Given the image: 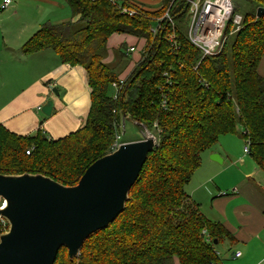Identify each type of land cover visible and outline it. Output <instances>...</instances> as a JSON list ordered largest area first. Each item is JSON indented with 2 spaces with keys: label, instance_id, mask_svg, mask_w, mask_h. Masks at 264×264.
Instances as JSON below:
<instances>
[{
  "label": "trees",
  "instance_id": "obj_1",
  "mask_svg": "<svg viewBox=\"0 0 264 264\" xmlns=\"http://www.w3.org/2000/svg\"><path fill=\"white\" fill-rule=\"evenodd\" d=\"M66 2L76 19L43 23L22 51L50 48L62 61L83 66L91 97L87 116L78 129L56 139L18 135L0 123V173L42 174L73 185L111 151L126 119L149 130L155 143L121 214L90 235L77 256L69 258L61 247L53 264H172L174 257L181 264L218 262L214 241L232 236L202 214L185 185L202 153L226 133L242 137L264 169V77L257 71L264 55V13L257 16V9L264 0H233L242 24L211 56H202L187 38L186 0H160L155 8L132 0ZM166 9L173 23L155 21ZM112 33L145 41L122 83L118 76L127 64L117 69L102 61ZM113 82L119 87L111 96Z\"/></svg>",
  "mask_w": 264,
  "mask_h": 264
},
{
  "label": "crops",
  "instance_id": "obj_2",
  "mask_svg": "<svg viewBox=\"0 0 264 264\" xmlns=\"http://www.w3.org/2000/svg\"><path fill=\"white\" fill-rule=\"evenodd\" d=\"M31 1L47 4L48 11L28 9L23 14L25 22L16 31L15 28L10 31L7 18L18 15L23 9L21 5ZM132 1L148 5L158 2L152 8L159 7L160 3V0ZM63 2L66 0H12L9 7L0 10V123L12 133L31 137L41 133L56 139L78 129L87 116L91 97L85 68L62 61L50 48L22 51L23 44L43 23L76 19L72 15L71 19L49 20L52 19L50 13L63 8ZM66 5L71 11L67 2ZM134 42L136 49L129 53L132 60L128 59L122 72H129L133 61H139L143 51L138 49L144 47L145 41L124 33H112L107 39L106 49L109 50ZM123 51L119 53L127 57ZM111 59L105 53L102 61L110 63ZM257 71L264 77V55ZM124 74L118 77L125 78ZM49 99L53 102L52 111L45 115L41 107ZM244 147L245 140L238 134L220 135L217 142L202 153L200 164L185 185L202 214L212 222H220L232 236V239L222 236L216 242L221 257L212 264H249V253L253 258L258 257L250 264H262L264 260V169L257 165L249 151L244 152ZM212 154H217L221 161L212 160ZM236 252L240 255L235 256ZM228 256L235 262L223 261ZM172 264L181 262L174 257Z\"/></svg>",
  "mask_w": 264,
  "mask_h": 264
},
{
  "label": "water",
  "instance_id": "obj_3",
  "mask_svg": "<svg viewBox=\"0 0 264 264\" xmlns=\"http://www.w3.org/2000/svg\"><path fill=\"white\" fill-rule=\"evenodd\" d=\"M263 13L259 7L257 16ZM52 106L49 99L41 110L50 115ZM154 143L152 134L120 143L94 160L73 185L42 174L0 173V217L7 223L0 233V264H53L61 247L69 258L77 256L90 235L121 214ZM210 158L221 161L217 154Z\"/></svg>",
  "mask_w": 264,
  "mask_h": 264
},
{
  "label": "built area",
  "instance_id": "obj_4",
  "mask_svg": "<svg viewBox=\"0 0 264 264\" xmlns=\"http://www.w3.org/2000/svg\"><path fill=\"white\" fill-rule=\"evenodd\" d=\"M115 2L116 0H110ZM12 0H2L0 3V10H4L10 6ZM185 16L187 17L186 35L189 41L196 46L202 56H211L218 53L226 39L233 34L242 24V13L236 11L233 0H186ZM123 12L133 14V11L127 8H122ZM166 18L172 22L171 15L166 9L161 17L155 21H160ZM158 29L151 28L152 32ZM170 39L172 37L170 36ZM136 49V44L128 45L124 48L125 54L132 53ZM143 51V48L138 49ZM123 79H119L122 83ZM116 89L119 87L116 82L112 83ZM118 92V90H117ZM117 97V93L114 98ZM40 108V106L38 107ZM122 124L120 125L121 130ZM121 131L116 134L115 139L111 145V151L116 149L122 143ZM249 151L248 143H245L244 152ZM29 149L26 150V154ZM3 204V199L0 197V207ZM1 222H5L0 217ZM235 256H239L240 252H236Z\"/></svg>",
  "mask_w": 264,
  "mask_h": 264
},
{
  "label": "rangeland",
  "instance_id": "obj_5",
  "mask_svg": "<svg viewBox=\"0 0 264 264\" xmlns=\"http://www.w3.org/2000/svg\"><path fill=\"white\" fill-rule=\"evenodd\" d=\"M121 1L122 0H118V2H121ZM236 1L238 2L239 0H236ZM140 3H142V2H140ZM157 3L158 2H151L150 4H153V5H148L146 3H143V4L145 6H148V7H154ZM62 4H63V8L61 7L58 12L57 11H54L53 13H50L52 19H49V20L51 22L52 21L55 22L57 20H65L64 18H68V19L73 18L72 14H71V11H69V9H68V7L66 5V2H63ZM21 8H23V9L19 12L18 15H11L6 20L10 31L12 29H14V28H15V31H16L21 26V24L25 22V19H24L23 14L28 9L29 10H35V11H37V10H46V11H48L49 6L47 4L39 3V2H36V1L35 2L34 1H31V3L22 4L21 5ZM185 18L187 20V17L186 16H185ZM184 26H185V29H187V27H186L187 26V22L185 23ZM127 41L131 42V39H127ZM110 43L112 44V41L109 42V44ZM133 44H135V42ZM126 46L127 45L122 44V45H120V48L118 50H117L118 47L115 50L114 49L109 50V48L107 47V49L105 51L106 57L107 58H111L112 57V59H111V61L109 63L110 65H112V66H115L116 65V67L118 66L117 69H120V68H123L124 64H127V61H128V59L131 56L127 53V57H125V56H122L121 55L122 54L121 52L119 53V50H123ZM112 54H113V56H112ZM133 57H135V55ZM131 60H132V58H130L129 62ZM133 63H135V65H136V62L135 61H133ZM133 63L129 67V72H128V70L125 69L126 71H123L120 74H124V73H127L128 72L127 74H124V75L128 76V74L135 67V65ZM123 78L124 77H121L119 79H123ZM124 80H125V78H124ZM108 93L111 96H113L114 93H115V88L110 85V87L108 88ZM120 131L122 133L121 134L122 140H128V141L129 140H136V139H139V138L142 139V138L147 137L149 134H151V132L149 130H147L146 128L139 129L138 126L134 122L130 121L129 119H126V120H124L122 122V127H121V130ZM2 226H3V231H5L7 229V224L4 222V223H2ZM65 253H66V251H65ZM227 254L230 255V253H227ZM253 255H255V254H253ZM63 256H64V253L61 251L58 254V259L59 258H62ZM257 258L258 257L253 258L251 256V254L249 253V255H248V263L250 264L251 262H256ZM62 261H63V259H62ZM223 261L235 262V260H231V257L230 256H228L226 258V260H223ZM237 261H240V260L237 259ZM262 264H264V260H263Z\"/></svg>",
  "mask_w": 264,
  "mask_h": 264
}]
</instances>
